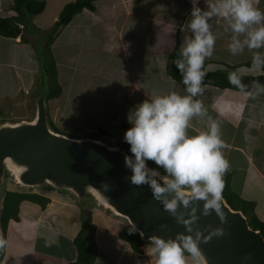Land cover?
I'll use <instances>...</instances> for the list:
<instances>
[{"label":"crops","instance_id":"crops-1","mask_svg":"<svg viewBox=\"0 0 264 264\" xmlns=\"http://www.w3.org/2000/svg\"><path fill=\"white\" fill-rule=\"evenodd\" d=\"M36 1L45 3L41 14L31 17L15 38L0 36V113L11 115V119L33 116L41 76L38 52L47 42L59 13L75 0ZM212 2L204 0L198 6L207 10ZM13 3L14 0H0V17L12 14ZM257 6L264 11V0H258ZM94 7L93 12L83 10L61 27L50 45L62 90L58 98L46 104L48 117L53 125L60 124L61 130L70 127L72 132L75 128L92 132L103 128L108 132L104 137L121 142L131 127L128 113L140 104V99L143 102L173 91L187 94L169 76L168 69L176 67L169 55L177 38L181 46L191 36L186 22L192 6L186 0H134L128 5L119 0H95ZM209 22L217 40L212 58L205 61V71L235 73L252 81L248 91H254L253 85L258 82L255 78L264 77V71L251 69L253 51L246 48L242 55H231L229 21L212 17ZM88 52H93V58H88ZM111 58L116 60L112 67H120L119 60L125 61L120 73L110 67ZM60 66L66 70V83L60 76ZM101 79L106 85L103 81L99 84ZM107 88L110 90L106 91ZM196 99L220 125L225 143L222 151L230 163L224 180L228 178L232 188V179L240 177L239 194L232 190L252 202L255 216L264 222V94L246 98L240 90L205 85L203 95ZM20 106L23 114L18 110ZM71 110L77 111L82 122H64ZM124 124L127 127L123 128ZM192 125L189 135L209 127L206 117L194 118ZM13 187L7 191L23 192ZM39 190L36 194L49 199V203L45 208L28 201L20 204L19 220L7 226L8 246L1 264H70L76 260L73 239L81 227L80 206L70 195ZM95 209L96 212L91 209L96 225L94 264H155V258L146 254L150 243L132 248L119 237L127 223L97 206Z\"/></svg>","mask_w":264,"mask_h":264},{"label":"clouds","instance_id":"clouds-1","mask_svg":"<svg viewBox=\"0 0 264 264\" xmlns=\"http://www.w3.org/2000/svg\"><path fill=\"white\" fill-rule=\"evenodd\" d=\"M190 2L192 9L186 24L191 36L186 37L180 46V58L173 61L183 78L187 94L173 91L158 95L129 111L127 120L131 127L125 132L124 141L130 145L132 155L125 156V166L132 172L131 184L148 185L156 200H161L166 193L175 194L171 201H163L171 215L175 216L178 202L187 207L190 203L202 201L203 215L214 211L224 222L221 201L224 176L230 164L222 151L225 143L221 138L220 125L196 99L204 93L205 61L212 58L217 40L209 21L212 17L229 21L232 33L228 46L230 54L242 55L247 48L253 51L251 69L264 71V51H260L264 49V11L257 6L258 0H214L207 5V10L198 6L200 0ZM229 82L246 98L254 99L264 94V85L258 82L253 85L254 91L246 90L235 73L229 75ZM196 117L207 118L208 130L189 135ZM149 161L164 170L162 178L156 169L148 167ZM104 188L108 190L107 185ZM186 192L191 194L190 197ZM197 219L193 216L185 221L177 217V222L185 225L188 234L180 233L167 240L152 236L146 254L155 258V264H189V260L191 264H206L199 247L202 239L207 243L225 233L222 228H216L204 237L201 231H194L191 226ZM7 246L8 241L0 237V251Z\"/></svg>","mask_w":264,"mask_h":264},{"label":"water","instance_id":"water-1","mask_svg":"<svg viewBox=\"0 0 264 264\" xmlns=\"http://www.w3.org/2000/svg\"><path fill=\"white\" fill-rule=\"evenodd\" d=\"M45 101L46 90L39 87L31 120L0 123V184L8 177L22 190L47 187L70 195L82 208L91 202L125 221L142 242L148 243L152 236L167 240L180 233L187 235L177 217L187 221L196 216L191 226L204 237L216 228L225 233L207 243L202 239L199 247L206 264H264L261 232L253 230L246 216L232 209L223 197L224 222L214 211L203 215L202 201L187 207L178 202L175 216L171 215L163 201H171L174 193L156 200L148 185L131 184L132 172L125 166V156L132 154L102 139L76 138L53 130ZM156 170L161 178L165 175Z\"/></svg>","mask_w":264,"mask_h":264},{"label":"trees","instance_id":"trees-1","mask_svg":"<svg viewBox=\"0 0 264 264\" xmlns=\"http://www.w3.org/2000/svg\"><path fill=\"white\" fill-rule=\"evenodd\" d=\"M94 2L95 0H75L72 3L65 5L62 11L59 13L57 21L49 31L47 42L43 44L39 52L37 51L38 58L40 59L41 63V76L37 84L38 87L46 90V104L48 101L58 98L61 95L62 90L57 81L56 65L50 48L53 38L61 27L66 26L71 22L75 15L81 13L83 10L93 12L95 10ZM44 8V1L14 0L12 14L10 16L0 17V36L5 38H15L22 29L21 27L25 26V24L30 21L31 17L41 14ZM179 54L180 45L179 39L177 38L174 50L169 55V60L174 61L179 59ZM206 73L207 74L204 80L205 85L215 86L221 89L228 88L239 90L236 86L229 82V74L223 72ZM168 74L173 80L178 82L182 88H185L183 84V78L176 67L173 69H168ZM255 80L264 85L263 76L257 77ZM241 81L245 85L246 90H249L252 81L244 80L243 78H241ZM49 124L53 130L57 131L50 119ZM125 127H127V125L124 124L123 128ZM78 133H80V135ZM106 135H108V132L103 128H98L96 131L92 132H83L75 128L73 130V135L68 136L76 138L103 139V137ZM120 145L131 154L130 145H128L124 140L121 141ZM224 183L225 186L222 192V197L227 201L228 205L232 209L240 210L246 216L249 226L253 230H259L264 238V222L260 221L255 216L253 212V203L240 198L230 187L228 178L224 180ZM2 185L3 183L0 184V187H2ZM44 188L49 189L47 187H43L41 189ZM32 191L33 189L27 192H13L6 190L4 191L3 188L0 189V198L2 197L0 203V227L2 231V237L4 239L9 222L19 220V206L22 202L28 201L39 205L41 208H45L46 204L49 203V199L36 193H32ZM91 205L94 204L91 203L85 208L81 207V227L78 234L73 239V245L75 247L77 256L76 260L70 264L95 263L97 256V245L95 242L96 225L92 220V212L90 209ZM130 231L133 230L127 224V226L120 231L119 237L121 240L128 243L132 248L137 249L140 245L148 243L142 242L137 233ZM4 253L5 249L0 251V264L2 263Z\"/></svg>","mask_w":264,"mask_h":264},{"label":"rangeland","instance_id":"rangeland-1","mask_svg":"<svg viewBox=\"0 0 264 264\" xmlns=\"http://www.w3.org/2000/svg\"><path fill=\"white\" fill-rule=\"evenodd\" d=\"M120 1V0H119ZM132 1H134V0H132ZM131 1V2H132ZM131 2L130 3H128V4H131ZM128 4H125V5H128ZM87 56H88V58H93V52H88V54H87ZM60 58V57H59ZM60 60V59H59ZM118 62H120V64H119V66L120 67H112L115 63H116V60L114 59V60H112V58H111V62H110V67H112V69H115L118 73H120L124 68H125V61L124 60H119ZM170 66H172V65H170ZM105 68H103V69H106V66H104ZM60 69H61V74H60V76H61V78H64L63 80H64V82L66 83L67 81H68V79H66L65 80V73H66V70L65 69H63V68H61V66H60ZM62 80V79H61ZM103 80L101 79L100 80V82H99V84L102 82ZM156 81L155 80H153L152 81V83L154 84ZM43 83H44V81H43ZM103 83L106 85V82L105 81H103ZM142 83H145L144 81H142ZM63 84V86H64V83H62ZM94 84V82L92 81V83H91V86ZM108 87V86H107ZM94 88V87H93ZM115 89V88H114ZM96 91H97V89H95ZM108 90H110L109 88H107L106 89V91H108ZM118 90L117 89H115V92H117ZM139 103H142V99H140L139 100ZM129 105H130V103H129ZM127 107H128V104H127ZM78 109H79V107H77ZM18 110H19V112L21 113V114H23V112H24V109L22 108V106H20V108H18ZM4 112V111H3ZM77 113V111H75L74 112V110H71V112L69 113V115H70V117L67 115L66 117H65V120H64V122H66V124H71L70 123V121H72V122H74L75 124H78V123H80V122H82L81 121V116L80 115H78V114H76ZM26 113H24V115H25ZM25 118L24 119H11L12 117H11V115L10 116H8V115H3V114H0V123L1 122H19V121H29V120H31L32 119V117H28V118H26V116H24ZM54 127L56 128V130L58 131V132H60V133H62V134H66V135H73V132H72V129H65V130H61L62 129V126L59 124L58 126H56L55 124H54ZM58 127V128H57ZM79 135H80V133H78ZM103 140L107 143V144H109V145H111V146H121L120 145V141H111L110 139H108V138H106V137H103ZM234 155H239L238 153H235ZM148 164L149 165H151L152 167H154L155 169H158V170H160V171H162L163 173H164V170L163 169H161V168H157V166L154 164V163H149L148 162ZM230 164V163H229ZM240 177L238 176V177H235V178H233L232 179V182H233V180L235 179V182L233 183L234 185L232 186V188H233V190L237 193V194H239V192H238V190H239V179ZM5 181V182H4ZM2 183H3V185H2V187H0V189L1 188H3L4 189V191L5 190H7V189H11V187L12 188H14L13 186H14V183L12 182V180L10 179V178H8V177H6V179L4 180ZM11 185V186H10ZM43 188V187H42ZM15 189H16V191L17 190H20L21 191V189H19L18 187H15ZM39 189H41V188H39ZM39 189H33V191H32V193H37V191H39L40 192V190ZM29 190H32V189H29ZM29 190H22V191H24V192H27V191H29ZM44 191H45V188L43 189ZM48 190H51V191H54V190H52V189H48ZM42 191V190H41ZM64 194V193H63ZM64 195H66V194H64ZM2 198V197H1ZM1 198H0V201H1ZM91 204V202L89 203V205ZM80 209L82 210V208L80 207ZM90 209H93V211L92 212H96V209H95V205H91L90 206ZM189 264H191V261L189 260Z\"/></svg>","mask_w":264,"mask_h":264},{"label":"built area","instance_id":"built-area-1","mask_svg":"<svg viewBox=\"0 0 264 264\" xmlns=\"http://www.w3.org/2000/svg\"><path fill=\"white\" fill-rule=\"evenodd\" d=\"M123 4H128V3H130L132 0H120ZM191 6H192V4H191V2H190V0H186ZM204 0H200V2L199 3H201V2H203Z\"/></svg>","mask_w":264,"mask_h":264}]
</instances>
